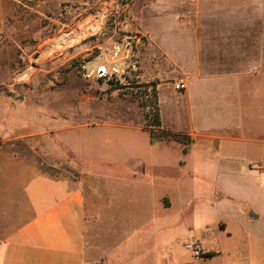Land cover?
<instances>
[{"label":"rangeland","instance_id":"374dc122","mask_svg":"<svg viewBox=\"0 0 264 264\" xmlns=\"http://www.w3.org/2000/svg\"><path fill=\"white\" fill-rule=\"evenodd\" d=\"M161 2L0 0V163L20 159L51 176H68L87 190L97 187L102 195L112 193L107 201L116 196L118 218L130 208L131 195L138 211L145 214L134 221L137 226H126L122 236H115L114 221L105 218L97 232L101 253L109 260L119 254L118 247H131L119 258L120 264L140 262L146 249L165 258L169 252V264L189 256L202 258L205 247L200 256L185 247L200 243L193 239L195 221L210 226L223 221L230 227L232 215L245 207L242 200L224 197L228 191L225 173L200 171L197 178L182 179L180 144L152 145L149 132L142 130L144 116L137 99L129 90L113 89L108 82L112 77L100 79L87 66L110 48L129 58L135 41L127 36L141 31L140 18L146 7ZM83 22H95L98 27L72 46L43 52L51 38ZM137 50L136 80H156L157 85L165 81L153 69L158 58L150 59L144 48ZM25 68L30 69L29 76L18 79ZM116 75L120 83H126ZM158 97L163 119L184 126L185 120L175 112L183 100L175 99L164 86ZM80 125L85 127L75 128ZM191 164L192 168L199 166L198 161ZM259 166L251 164L252 168ZM133 170L136 180L129 178ZM249 189L244 192L235 187L237 193H232L259 198L256 208L264 215V184ZM182 192L184 201L179 198ZM161 194H165L164 204L157 199ZM244 236L240 228L231 227V236L222 233L218 244L225 250L240 247ZM108 259L99 264H108Z\"/></svg>","mask_w":264,"mask_h":264},{"label":"crops","instance_id":"0c3cea01","mask_svg":"<svg viewBox=\"0 0 264 264\" xmlns=\"http://www.w3.org/2000/svg\"><path fill=\"white\" fill-rule=\"evenodd\" d=\"M140 30L145 53L158 58L156 76L165 80L157 85V94L164 86L183 100L175 112L185 125L166 122L159 106L161 126L188 139L187 144L175 138L150 143L180 144L182 179L197 178L200 171L225 173L224 197L245 203L232 215L230 227L223 221L210 226L196 220L193 239L206 248L205 254H213L176 264H264V215L256 208L260 199L234 196L233 190L264 184V0H162L143 11ZM181 78L185 88L174 89L172 83ZM192 161L199 166L190 167ZM252 163L260 166L252 168ZM136 176L134 170L129 174L132 180ZM95 188L43 173L20 159L0 163V264H95L108 259L97 239L101 222L113 220L112 232L122 236L126 226H137L134 221L145 214L130 195L128 213L118 218L116 196L108 202L112 193L105 196ZM164 196L157 197L163 204ZM184 197L182 192L179 198ZM231 227L245 236L240 247L225 250L218 239L222 233L231 236ZM118 248L108 264H120L131 247ZM142 253L143 259L131 264H169V252L166 258L148 249Z\"/></svg>","mask_w":264,"mask_h":264},{"label":"trees","instance_id":"16d2710c","mask_svg":"<svg viewBox=\"0 0 264 264\" xmlns=\"http://www.w3.org/2000/svg\"><path fill=\"white\" fill-rule=\"evenodd\" d=\"M108 82L112 85L113 89L129 90L133 98L137 99L144 116V126L142 129L149 132L151 142L163 138H175L185 144L188 143V139L183 135L173 134L170 130L161 126L156 80L138 82L137 80L127 78L126 83H120V80L113 76ZM211 254L213 253L205 255Z\"/></svg>","mask_w":264,"mask_h":264},{"label":"bare ground","instance_id":"6f19581e","mask_svg":"<svg viewBox=\"0 0 264 264\" xmlns=\"http://www.w3.org/2000/svg\"><path fill=\"white\" fill-rule=\"evenodd\" d=\"M98 22V20H94ZM95 22H86L79 24L78 27L71 31H64L61 32L59 35L51 38L48 43L45 45L44 53H52L57 49L64 48L65 46L71 45L80 42L79 40L82 39L89 31L94 30L98 27V23ZM124 59L120 56V54L111 49L109 51L103 52L101 55L97 56L91 62L88 63V68L91 71H95L97 67H104L106 70H118L124 67ZM30 74V69L25 68L23 69L18 75V79L24 80Z\"/></svg>","mask_w":264,"mask_h":264},{"label":"built area","instance_id":"2783aa9c","mask_svg":"<svg viewBox=\"0 0 264 264\" xmlns=\"http://www.w3.org/2000/svg\"><path fill=\"white\" fill-rule=\"evenodd\" d=\"M127 37L134 39L135 45L131 46V48H130V51H129L130 57L129 58H128V55H127V57L121 56L125 62L124 67L121 69V71H118V70L109 71V70H106L104 67L99 66L94 71V72H96L98 78H109V77H113V76H115L117 78V76H118V75H116L117 73L120 74L124 80H127V78L136 80L138 78V75L136 74V71L138 70V63H139V60H138L139 54L137 52L138 51L137 49H139V47H140V49H142V48L145 49V47L147 45L146 37L141 32H135L133 34H130ZM125 71L129 72V74H132V77H130L129 75H126ZM138 82H141V81H138ZM144 82H148V81H144ZM123 83H125V82H123ZM172 85H173L174 89L182 90L185 88L186 83L181 78V79H178L177 81L173 82ZM185 247L188 250H190L194 256H200L203 253L202 247L195 244V243H192V244L188 243V244H186Z\"/></svg>","mask_w":264,"mask_h":264}]
</instances>
